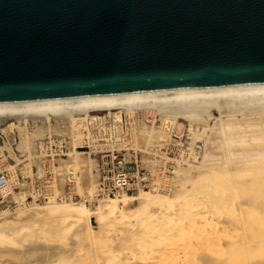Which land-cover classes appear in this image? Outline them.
Segmentation results:
<instances>
[{"label": "bare ground", "instance_id": "obj_1", "mask_svg": "<svg viewBox=\"0 0 264 264\" xmlns=\"http://www.w3.org/2000/svg\"><path fill=\"white\" fill-rule=\"evenodd\" d=\"M102 112L129 137L85 152ZM115 150L149 188L105 190L98 155ZM3 170L0 264H264V85L2 103Z\"/></svg>", "mask_w": 264, "mask_h": 264}, {"label": "water", "instance_id": "obj_2", "mask_svg": "<svg viewBox=\"0 0 264 264\" xmlns=\"http://www.w3.org/2000/svg\"><path fill=\"white\" fill-rule=\"evenodd\" d=\"M264 85V0H0V104Z\"/></svg>", "mask_w": 264, "mask_h": 264}, {"label": "built area", "instance_id": "obj_3", "mask_svg": "<svg viewBox=\"0 0 264 264\" xmlns=\"http://www.w3.org/2000/svg\"><path fill=\"white\" fill-rule=\"evenodd\" d=\"M132 122L124 117L118 120L115 115L98 113L89 118L84 128L85 146L87 149L103 150L102 148L127 141L128 132ZM68 143L61 139L46 141L49 153L60 155L68 152ZM106 151V150H105ZM104 163L105 190L110 194L117 192L137 191L139 188H149L152 184L151 176L146 173L141 164L135 161H128L122 151H107L102 154ZM7 181L0 178V188L5 187Z\"/></svg>", "mask_w": 264, "mask_h": 264}, {"label": "rangeland", "instance_id": "obj_4", "mask_svg": "<svg viewBox=\"0 0 264 264\" xmlns=\"http://www.w3.org/2000/svg\"><path fill=\"white\" fill-rule=\"evenodd\" d=\"M3 128H5V127H2V129ZM6 137V139H7V136L6 135H4V138ZM188 138V137H187ZM84 151L85 152H92L91 150H89V149H84ZM98 158H99V165H100V169H101V172H102V175H103V177H104V171H103V163H104V160H103V157H102V155H98ZM0 178H5V179H8V172H6L5 170H3V171H0ZM15 191H17V192H19L17 189H16V187H15ZM74 198L75 199H81L80 197H78V196H74ZM2 200H0V202H1ZM31 202H33V198H29V200H28V203H31ZM15 208V205H12V209H14ZM93 224H94V226L96 225L95 224V220L93 219ZM176 254V253H175ZM181 255V254H180ZM175 258H177V256H174ZM179 257V256H178ZM180 258H182L181 256H180ZM179 260V259H178ZM154 263H162V261L159 259V260H154Z\"/></svg>", "mask_w": 264, "mask_h": 264}]
</instances>
